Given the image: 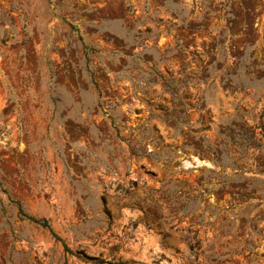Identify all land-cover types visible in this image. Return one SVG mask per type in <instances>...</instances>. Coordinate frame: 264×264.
I'll use <instances>...</instances> for the list:
<instances>
[{
  "label": "rangeland",
  "instance_id": "374dc122",
  "mask_svg": "<svg viewBox=\"0 0 264 264\" xmlns=\"http://www.w3.org/2000/svg\"><path fill=\"white\" fill-rule=\"evenodd\" d=\"M0 264H264V0H0Z\"/></svg>",
  "mask_w": 264,
  "mask_h": 264
},
{
  "label": "trees",
  "instance_id": "16d2710c",
  "mask_svg": "<svg viewBox=\"0 0 264 264\" xmlns=\"http://www.w3.org/2000/svg\"><path fill=\"white\" fill-rule=\"evenodd\" d=\"M14 204L16 205L17 213H18V216L20 217V219L27 220L31 223L38 225L39 227H41L43 229L48 230L50 233L52 232L50 229V226L46 220H44V219L39 220V219H36L34 217L28 216L24 213L22 207L20 206V204L18 202H14Z\"/></svg>",
  "mask_w": 264,
  "mask_h": 264
}]
</instances>
